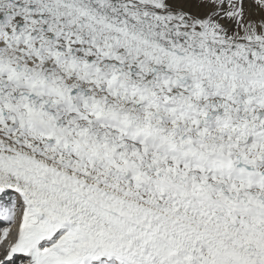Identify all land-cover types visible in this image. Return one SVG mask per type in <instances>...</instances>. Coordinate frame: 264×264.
<instances>
[{"label": "snow or ice", "instance_id": "snow-or-ice-1", "mask_svg": "<svg viewBox=\"0 0 264 264\" xmlns=\"http://www.w3.org/2000/svg\"><path fill=\"white\" fill-rule=\"evenodd\" d=\"M0 223V264H264V0H0Z\"/></svg>", "mask_w": 264, "mask_h": 264}, {"label": "bare ground", "instance_id": "bare-ground-1", "mask_svg": "<svg viewBox=\"0 0 264 264\" xmlns=\"http://www.w3.org/2000/svg\"><path fill=\"white\" fill-rule=\"evenodd\" d=\"M3 225H4V227L8 226L7 224L1 223V226H3ZM9 242H10V241H9Z\"/></svg>", "mask_w": 264, "mask_h": 264}]
</instances>
